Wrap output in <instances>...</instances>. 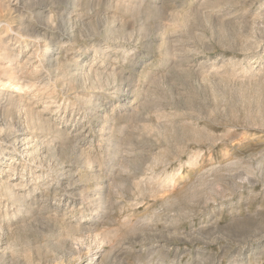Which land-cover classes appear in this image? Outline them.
Returning a JSON list of instances; mask_svg holds the SVG:
<instances>
[{"label":"rangeland","instance_id":"374dc122","mask_svg":"<svg viewBox=\"0 0 264 264\" xmlns=\"http://www.w3.org/2000/svg\"><path fill=\"white\" fill-rule=\"evenodd\" d=\"M0 264H264V0H0Z\"/></svg>","mask_w":264,"mask_h":264},{"label":"bare ground","instance_id":"6f19581e","mask_svg":"<svg viewBox=\"0 0 264 264\" xmlns=\"http://www.w3.org/2000/svg\"><path fill=\"white\" fill-rule=\"evenodd\" d=\"M3 24V23H2ZM8 28H10L11 29V24L9 23V22H7L6 24H5ZM44 61V60H43ZM42 63V62H41ZM45 63V62H44ZM42 66V65H41ZM34 77V76H33ZM21 82V81H20ZM2 85L5 87L6 86V83H2ZM21 85V84H20ZM73 148V147H72ZM74 149V148H73ZM75 150V149H74ZM71 153V152H70ZM72 153H74V152H72ZM11 161V160H10ZM1 187H5L6 189H8V190H10L11 189V185L10 184H2L1 185ZM13 188V187H12ZM2 189V188H1ZM11 193V192H10ZM16 193V192H15ZM12 194V193H11ZM11 196V195H10ZM12 198H14V196L12 197ZM21 197L19 196V195H16L15 194V201L17 200L18 202L20 201L21 202V199H20ZM22 203V202H21ZM28 215V214H27Z\"/></svg>","mask_w":264,"mask_h":264}]
</instances>
